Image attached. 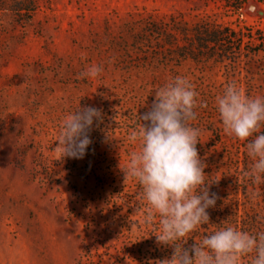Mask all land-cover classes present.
<instances>
[{
	"label": "rangeland",
	"instance_id": "rangeland-1",
	"mask_svg": "<svg viewBox=\"0 0 264 264\" xmlns=\"http://www.w3.org/2000/svg\"><path fill=\"white\" fill-rule=\"evenodd\" d=\"M93 64L99 77L78 78ZM178 75L207 105L191 124L216 195L210 232L264 230V184L243 178L246 142L224 133L215 106L229 82L264 97V0H0V264L168 259L122 169L138 147L127 138L138 116ZM89 107L101 112L91 143L82 158L61 159L64 117ZM202 238L191 235V246Z\"/></svg>",
	"mask_w": 264,
	"mask_h": 264
},
{
	"label": "clouds",
	"instance_id": "clouds-1",
	"mask_svg": "<svg viewBox=\"0 0 264 264\" xmlns=\"http://www.w3.org/2000/svg\"><path fill=\"white\" fill-rule=\"evenodd\" d=\"M93 64L78 78L95 79L103 72ZM187 77L176 76L155 89L151 110L139 117L140 124L128 134L137 144L122 169L125 182L135 180L141 187L144 205L141 223L158 222L157 242L174 247L170 259L156 264H264V230L252 233L228 225L195 241L185 248L186 237L200 226L209 223L207 209L216 203V195H209L204 167L196 145L201 130L193 127L195 109L206 103ZM225 134L246 142L250 164L242 176L252 185L264 184V97L249 96L235 82L225 85L223 93L215 97ZM94 118L101 119L95 108L77 109L66 115L61 123L55 151L64 157L82 158L91 143L88 132ZM251 191L250 200L259 198ZM264 223V216H258ZM134 227V226H133Z\"/></svg>",
	"mask_w": 264,
	"mask_h": 264
},
{
	"label": "trees",
	"instance_id": "trees-1",
	"mask_svg": "<svg viewBox=\"0 0 264 264\" xmlns=\"http://www.w3.org/2000/svg\"><path fill=\"white\" fill-rule=\"evenodd\" d=\"M239 7L240 6H238V8ZM206 33H207V30H206ZM200 39L204 40V37H201ZM214 224H217L216 220H209L208 224L200 226L194 233H191L189 235V237L191 235H198V236L202 235L204 237V235H208V234L212 233V232H210L209 227H211ZM189 237H186V239H188L187 243L183 245L185 248H191V241H190ZM153 241L157 244L156 237H155V239L153 238ZM157 249L159 250L158 253L161 257H165V254H167L168 259L171 258L173 251H174V249L171 248V245H164L162 243L159 245V247ZM161 249H163V250H161ZM156 261H158V260L156 259Z\"/></svg>",
	"mask_w": 264,
	"mask_h": 264
}]
</instances>
